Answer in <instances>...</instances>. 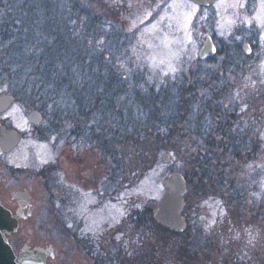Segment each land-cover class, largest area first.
Returning a JSON list of instances; mask_svg holds the SVG:
<instances>
[{
	"label": "trees",
	"instance_id": "trees-1",
	"mask_svg": "<svg viewBox=\"0 0 264 264\" xmlns=\"http://www.w3.org/2000/svg\"><path fill=\"white\" fill-rule=\"evenodd\" d=\"M103 17L79 0H0V80L12 79V87L31 80V86L41 90L39 95L63 105L62 124L70 137L76 105L81 114L90 112L93 139L78 144L68 139L65 146L70 152L91 147L119 169L125 158L140 155L135 179L157 164L159 153L176 152L182 145L187 163L202 178L198 186L208 179L211 188L224 189L226 221L232 226L210 233L186 219L185 231L173 233L158 225L150 212L135 217L130 224L133 234L115 252L111 253L109 244L87 245L93 264H264L262 242L235 236V228L249 214L245 225L264 234V191L259 199V188L248 190V182H242L241 189L231 173L214 174L210 159L202 153L204 146L217 147L232 158L240 147L246 148L245 135L233 130V116L228 120L231 115L217 114L229 101L220 96L211 109L200 102L194 85L175 91L160 89L144 75L130 76L114 67L115 31ZM81 116V124H87L88 115ZM218 139L225 145L235 144L237 153L219 146Z\"/></svg>",
	"mask_w": 264,
	"mask_h": 264
},
{
	"label": "rangeland",
	"instance_id": "rangeland-1",
	"mask_svg": "<svg viewBox=\"0 0 264 264\" xmlns=\"http://www.w3.org/2000/svg\"><path fill=\"white\" fill-rule=\"evenodd\" d=\"M79 1L91 7L94 13L104 16L105 22L115 31L112 35L111 57L114 67H119L130 76L136 73L144 75L150 85L160 89L175 91L194 85L200 102L211 109L216 107L214 103L220 96L224 97L220 100L229 101L217 114L224 117L226 114L231 115L228 120L233 116V130L240 136L245 135L246 148L244 145L240 147L238 154L232 158L217 147L209 149L203 145L202 153L210 159L207 162H211L214 174L223 172L226 176L231 173L230 178L241 189L244 188L242 182H248L245 188H259L256 196L261 199L264 191V64L256 63L253 71L249 69L240 75L234 73L218 77L216 73L222 70L221 63L216 61L202 64L197 59L204 42V33L214 24L210 22L204 25L205 18L214 20L220 8L215 7L209 11L199 9L189 24L182 15L185 9L181 8V4L185 0H113L110 3L104 0ZM218 28L222 30L221 25ZM11 81L0 80V93L12 91ZM23 87L30 88L31 102L39 105L40 97L43 96L39 95L41 90L31 86V80H26ZM46 100L51 103V97L46 96ZM187 138L191 139L190 136ZM216 142L222 148L230 147L237 153L235 144L225 145L221 139ZM52 143L48 142L45 146L23 144L17 154L22 156L26 153L38 162H50L54 159ZM181 147V151L159 153L157 164L137 179L134 167L140 162V155L128 160L125 158L124 165L119 169L111 160L107 162L104 158V161L97 150L93 152L91 147L87 148L85 155L87 152L92 153L90 164L94 165L96 182L89 191L75 192V202L69 205L58 203L51 208L47 207V190L40 186L38 188L33 179L27 180L32 185L25 186L28 193L33 194L34 207L37 212L41 209L40 215L36 213V220L27 224V230L31 237L41 242L40 248L51 247L54 253L53 259L46 258L45 264L48 259L54 261L53 264H93L91 250L87 245L93 247L100 243L109 244L111 253L115 252L114 248L117 249L123 240L126 242L125 238L133 234L130 224L136 216L143 218L148 216L147 213L154 214L156 203L164 194L162 181L174 172L182 174L186 179L182 212L186 223L187 220L198 222L210 233L227 231L232 225L226 221L227 207L221 197L224 189L211 188L207 182L212 180L208 179L203 180V187L198 186L202 178L195 166L187 163L188 158ZM59 150L71 157L64 143ZM164 153L170 155L167 164L161 161ZM250 218V214L242 218L244 222L235 228L236 238L254 244L262 242L264 245L263 232L245 225V221ZM11 235L7 240L17 256L23 248L22 239L17 238L11 242Z\"/></svg>",
	"mask_w": 264,
	"mask_h": 264
},
{
	"label": "flooded vegetation",
	"instance_id": "flooded-vegetation-1",
	"mask_svg": "<svg viewBox=\"0 0 264 264\" xmlns=\"http://www.w3.org/2000/svg\"><path fill=\"white\" fill-rule=\"evenodd\" d=\"M231 3H235V0H216L209 7H199L202 11H209L214 10L217 4L220 5L218 16H214V20L205 18L204 25L210 22L214 24L205 31L204 42L197 57L202 64L216 61L221 63L222 70H217L216 73L218 77L234 73L240 75L249 69L253 71L256 63L264 64V39H261L264 36V25L255 19L260 9L259 0H245L246 7L243 10L229 8L228 5ZM218 25H221L222 30H219ZM221 32L223 36L220 35ZM208 40L213 45L215 53L200 59L199 53ZM225 68L227 70H224ZM10 89L11 92L0 93V97H10V104L0 109V129L12 131L8 134L10 142L16 137L18 141L8 151H3L0 146V205L12 216L20 215L18 229L9 237V241L21 238L23 247L35 251L42 244L31 237L27 224L36 220V213L40 215L41 209L37 212V208L34 207L33 194L28 193L25 186L31 185L27 180L33 179L38 188L40 186L47 190L46 205L49 208L58 203L67 205L74 203L75 192L89 191L96 182L94 165L90 164L92 153L87 152L85 155L86 150L75 147L69 154L71 157H68L67 153L59 148L68 139H72L76 144L90 142L93 139L91 133L94 125L90 112L81 114L77 108L79 105H76L74 130L70 137L63 128L61 104L48 103L46 96H41V102L36 105L31 102L29 87L13 86ZM33 113L39 115L38 125L29 122V116ZM81 115H88L87 124L82 125L79 122ZM51 141L54 144V149L51 150L54 159L50 162H38L26 153L22 156L17 154L23 144L45 146ZM7 187L14 189L10 190ZM57 195L59 199L56 198ZM52 262L54 261L47 260V264H53Z\"/></svg>",
	"mask_w": 264,
	"mask_h": 264
},
{
	"label": "water",
	"instance_id": "water-1",
	"mask_svg": "<svg viewBox=\"0 0 264 264\" xmlns=\"http://www.w3.org/2000/svg\"><path fill=\"white\" fill-rule=\"evenodd\" d=\"M111 2L113 0H105ZM196 3L200 7H209L215 0H188ZM214 47L208 40L203 49L200 51V59L214 55ZM10 104V97H0V109H4ZM38 113H33L29 116V122L32 125L39 124ZM0 146L3 151H8L13 148L18 141V137L13 138L10 142L8 134L12 131H5L0 129ZM163 163L167 164L170 160L169 154H164L161 157ZM164 194L156 203V210L153 214V219L162 228L167 229L173 233H182L186 228V222L181 216L184 208V199L182 195L186 191V181L182 174L174 172L170 173L162 181ZM59 199V196H56ZM19 216H12L11 213L0 205V264H45L47 257H54L51 247L46 249H36V253L28 251L26 247L22 248L18 255L15 256L5 235L14 233L18 226Z\"/></svg>",
	"mask_w": 264,
	"mask_h": 264
},
{
	"label": "snow or ice",
	"instance_id": "snow-or-ice-1",
	"mask_svg": "<svg viewBox=\"0 0 264 264\" xmlns=\"http://www.w3.org/2000/svg\"><path fill=\"white\" fill-rule=\"evenodd\" d=\"M260 3V9L259 12L257 13L255 19L261 24L264 25V0H259ZM199 5L196 3L192 2L189 3L187 0H185L184 3L181 4V8L185 9V11L182 13L183 16H185L186 21L191 24L193 19L197 16V13L199 11ZM217 8L220 7L219 4L216 5ZM229 8L236 9V10H243L246 5H245V0H235V3H231L228 5ZM231 23V22H230ZM251 25V22H249ZM221 36H223V33H220ZM261 39H264V36L261 37ZM215 51V49H213ZM250 51V49H249ZM71 227V225H69Z\"/></svg>",
	"mask_w": 264,
	"mask_h": 264
}]
</instances>
